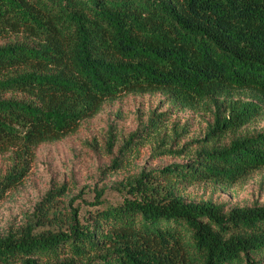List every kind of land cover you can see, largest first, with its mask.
<instances>
[{"label":"trees","instance_id":"obj_1","mask_svg":"<svg viewBox=\"0 0 264 264\" xmlns=\"http://www.w3.org/2000/svg\"><path fill=\"white\" fill-rule=\"evenodd\" d=\"M133 95L169 109L123 138L108 124L103 172L145 143L188 163L142 169L115 201L102 188L65 206L66 187L51 188L0 237V264H264V205L181 194L230 191L264 171V127L251 129L264 118V0H0V202L40 148ZM175 111L208 113L203 138L184 142Z\"/></svg>","mask_w":264,"mask_h":264},{"label":"rangeland","instance_id":"obj_2","mask_svg":"<svg viewBox=\"0 0 264 264\" xmlns=\"http://www.w3.org/2000/svg\"><path fill=\"white\" fill-rule=\"evenodd\" d=\"M163 101L161 95L123 97L107 104L97 118L83 124L76 134L40 148L25 183L0 202V237L22 227L53 187H66V195L62 198L65 206L80 193L84 194L86 202H92L95 191L102 188H107V197L115 201L117 184L138 175L142 169L157 171L175 164H187V158L158 155L152 152L151 143H145L124 159L123 168L116 174L103 172L110 166V157L104 150L108 124L116 125L120 138L128 136L141 121L147 120L151 111H167L169 107ZM173 120L186 125L188 137L184 142L203 138L212 122L208 113L194 111H175ZM263 127L264 118L251 125V129ZM91 143L98 145V151ZM181 194L188 200L213 201L227 208L264 205V171L230 191L198 186L184 188ZM77 205L85 206L81 200L75 203Z\"/></svg>","mask_w":264,"mask_h":264}]
</instances>
